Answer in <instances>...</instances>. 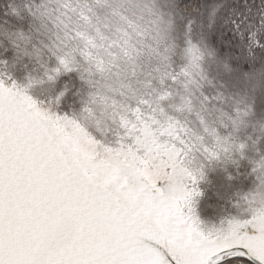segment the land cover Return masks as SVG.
Wrapping results in <instances>:
<instances>
[{
  "label": "snow or ice",
  "instance_id": "1",
  "mask_svg": "<svg viewBox=\"0 0 264 264\" xmlns=\"http://www.w3.org/2000/svg\"><path fill=\"white\" fill-rule=\"evenodd\" d=\"M0 264H264V0H7Z\"/></svg>",
  "mask_w": 264,
  "mask_h": 264
},
{
  "label": "trees",
  "instance_id": "2",
  "mask_svg": "<svg viewBox=\"0 0 264 264\" xmlns=\"http://www.w3.org/2000/svg\"><path fill=\"white\" fill-rule=\"evenodd\" d=\"M7 4V0H0V16L4 15V9Z\"/></svg>",
  "mask_w": 264,
  "mask_h": 264
}]
</instances>
